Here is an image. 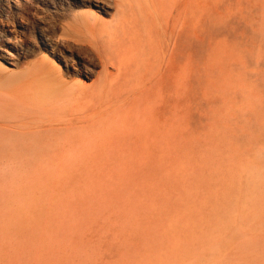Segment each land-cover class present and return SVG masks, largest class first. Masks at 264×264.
I'll return each mask as SVG.
<instances>
[{
    "label": "rangeland",
    "instance_id": "obj_1",
    "mask_svg": "<svg viewBox=\"0 0 264 264\" xmlns=\"http://www.w3.org/2000/svg\"><path fill=\"white\" fill-rule=\"evenodd\" d=\"M87 1L0 0V264H264V0H133L102 79L73 18L120 15ZM39 60L65 112L24 100Z\"/></svg>",
    "mask_w": 264,
    "mask_h": 264
},
{
    "label": "bare ground",
    "instance_id": "obj_2",
    "mask_svg": "<svg viewBox=\"0 0 264 264\" xmlns=\"http://www.w3.org/2000/svg\"><path fill=\"white\" fill-rule=\"evenodd\" d=\"M110 1L114 2V4L117 5V14L120 15V17H118L116 19L114 18L110 22H108V25L112 28V30L107 32V33L93 31V26H94V22H95V21H93V20H95L94 19L95 12H93V11L90 13H87V14H83L81 16L75 15V17L73 18L74 21L76 22L78 36L80 35L82 38L85 37V40L93 45L95 55L101 59L102 70L99 72L100 79L104 78L107 73H109V72L111 73V71L115 67H117L118 69L124 68L123 66L125 64V61H118L117 62L114 59H112V56L110 57L107 54H105L106 50L103 47V45H100V41L102 43V41L107 39V38L117 39L119 41H122L123 40L122 36H125L126 41H127V38H129L128 44L126 43L127 44L126 47L129 48L131 50V52L134 51L135 48L136 49L138 48V46L134 47V44H136L137 40H138V35L136 33V27H134L135 22L131 18H129L130 17L129 14H131V11L133 8H140L141 9L142 6L140 4L134 2L133 0H88L87 5H90L92 7H97V8H99V10L107 12V8L105 6L111 7V5L109 4ZM14 16H15V14H12V16L10 18L8 16V20L14 22L15 21ZM51 17H53V16H51ZM15 41H16V43H18L17 39H15ZM54 42H56V41H54ZM54 42L49 38H45V41L43 43H44V45L50 47L51 50L53 51L55 49ZM3 59L5 61H7L8 63L14 64V62L9 60L8 58H3ZM48 66H50L49 62L39 60L38 62L34 63L32 66H30L28 69H26L23 72V78H24V80L26 79L25 83L26 82L27 83L26 84L24 83L23 87L21 88V92H22L21 94L24 97V100L28 104H33V105H36L38 107L45 106L46 109L49 108L50 110H52V112H54L56 110H60V109L65 112L68 109V107H70L72 105L73 95H74V93L76 94L78 87H77V85H71V83L65 79L63 74L57 75L58 73L55 72V69L49 68ZM82 66L84 68L80 67L77 70V73L80 76H89V74H90L89 73V70H90L89 66L84 64V63H82ZM1 67H2V64L0 63V94H3L6 92V90H4L5 89L4 87L6 85V82L9 79V75H6V73L1 71ZM47 67L50 70H48ZM117 75L118 74H116L115 76L117 77ZM114 79L110 80L111 83ZM28 80L30 82H28ZM108 84H110L109 81H108ZM95 85L96 84L90 86L89 90L97 89L100 84H98L96 86ZM153 88H154V86H153ZM89 94L90 93H88L87 95H89ZM97 95H98V93H97ZM143 131H144V129H143ZM110 145H111V143H110ZM224 238H225V236H224Z\"/></svg>",
    "mask_w": 264,
    "mask_h": 264
}]
</instances>
